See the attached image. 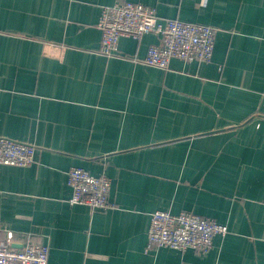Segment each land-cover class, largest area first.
Masks as SVG:
<instances>
[{
  "label": "crops",
  "instance_id": "obj_1",
  "mask_svg": "<svg viewBox=\"0 0 264 264\" xmlns=\"http://www.w3.org/2000/svg\"><path fill=\"white\" fill-rule=\"evenodd\" d=\"M0 0V133L37 147L0 164L1 238L48 264H264V0H129L215 26L213 58H143L153 33L99 51L104 5ZM112 180L107 210L71 204L68 170ZM228 226L207 253L146 251L151 213Z\"/></svg>",
  "mask_w": 264,
  "mask_h": 264
},
{
  "label": "built area",
  "instance_id": "obj_2",
  "mask_svg": "<svg viewBox=\"0 0 264 264\" xmlns=\"http://www.w3.org/2000/svg\"><path fill=\"white\" fill-rule=\"evenodd\" d=\"M101 30L99 51L114 56L119 51L121 37L139 40L146 33L158 36L150 45L143 61L150 66L169 68L173 58L185 62H209L213 58L217 28L212 25L160 16L154 6L129 0L104 5L97 23ZM37 147L28 142L12 139L0 133V164L30 166L36 162ZM72 188L71 204L88 205L92 209L107 210L112 180L105 174L94 175L84 167L68 170ZM3 230L0 219V232ZM228 226L215 219L182 210L172 213L155 210L151 213L146 251L168 247L185 252L194 249L207 253L213 247L216 235L225 236ZM49 245L39 242L13 247L0 236V264H48Z\"/></svg>",
  "mask_w": 264,
  "mask_h": 264
}]
</instances>
